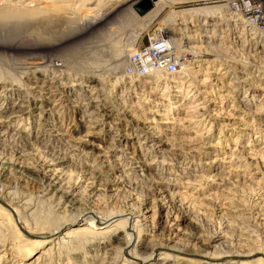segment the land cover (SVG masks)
<instances>
[{"label":"rangeland","instance_id":"374dc122","mask_svg":"<svg viewBox=\"0 0 264 264\" xmlns=\"http://www.w3.org/2000/svg\"><path fill=\"white\" fill-rule=\"evenodd\" d=\"M3 1L0 0V75H3L4 78L6 77V86L12 88L13 79H21V89L24 90L21 92L23 94L22 97H25V101L31 103L35 97L33 96V90L28 91L27 85L33 86V83H27V79L20 78V75L28 76L35 69H41V71H45L41 72V74L47 73L50 76L42 75V77L40 76V80L50 83L55 78L54 81L56 83L52 85L53 88L51 90H57L56 94H58L55 103L57 106L54 112L48 111L51 106L44 104L42 106L44 112L38 115L34 114L28 122L26 121L20 125L16 123L14 126L6 125L8 129L4 128L3 130V132L8 130L7 134L4 133L6 137L10 136L13 130L22 129L28 132L30 129V133H35L40 127V129L46 130L43 131L44 135H59L51 139L52 144L48 147L49 150H55L56 153H61L62 155L69 153L67 152L68 150H84L81 154L83 158L88 156L84 157L87 150H96L92 156L87 157L86 161L90 166L105 173L108 172L106 168L108 165L105 163L106 159L98 155L101 150H108L111 156H115L114 150H166V153H168L166 155L165 153H154L155 155L148 157L147 152L143 153V155H146L143 156L144 162L150 164L153 168L155 167L152 171H145L144 173H152L156 178L161 177L158 180H164V183H166L167 193L165 195H169L170 198L172 196V199L176 200V206L179 210L182 207L183 210L180 212L184 213L186 217L175 227L178 230L180 229L177 233L178 239L183 238L186 234L196 233L200 230L210 233L216 231L221 236V239L212 243L207 248V251L202 253L201 258L186 257L187 261L192 262V264H228V262H235L237 259L213 261L204 257H213V253L219 256L222 252H233L236 255L247 256L242 261L251 262L252 264L259 259H263V263L261 264H264V257L259 254L260 250L261 253L264 252V223L262 224L264 216L259 213V209H264V169H260L261 171L255 169L257 165L253 162L264 154V34L261 35V30L264 31V26L259 27L260 30H257V32L255 31L258 38L252 36L254 31H250V27L248 31L247 27L244 28L246 18L248 20L251 17L246 13L245 7L241 6L242 3L240 1H236L238 2L236 3L234 0L207 3L209 5L213 4L212 6L229 3L230 5L224 6L227 9V11L225 9L224 13L230 14L229 18H232L234 21H231V23L217 20L216 22L219 21L217 25L221 27L215 29L216 36L213 39H206V42L202 43L194 40L192 44L186 45L180 51L177 43L174 42V44L172 42L173 52L175 51L173 59L178 69L180 67L181 71L184 69L182 66L184 62H180V58L186 55L192 59L191 63H186L188 70L186 68L182 71L184 74L177 72L173 75L174 79L182 82L186 81L187 84L183 85L184 87L182 88L175 89L179 85L170 83L174 87V89L170 90L172 92L170 95H174V97L175 95H180V97L175 99V101L167 100V102L160 100L159 104L156 105L155 103L154 105L157 108L155 107L152 110L157 112V115L159 113V116H153L149 112L151 109L147 104L149 103L148 100L145 101L144 99L149 96L148 98L151 97L152 100H156L157 96H164L163 93L169 90L166 85L167 81L163 80L164 78L162 80L158 78L157 85H154L143 79L133 80V78L131 79L126 75L129 72L132 73L129 67H132V63L136 60L135 58L139 56L140 48L148 45L153 37L152 33L158 31L160 26L165 21L167 22L168 17L175 19L178 15H181V11L184 13L195 11L197 8L205 6L203 4L204 0H181L182 3L179 4H175L177 0H151L153 4L162 3L165 6L162 7L164 11L150 24L149 28L143 30L140 36H137V33H140V31L131 30L127 32L124 29L128 24L125 14H127V7L133 6V10H135L134 14H138L141 18L142 14L136 10L135 5L143 0H137L133 3L125 1L123 6L126 7V10H122L125 12L120 15L115 13V16L112 11L103 17L99 15L100 17H97V21L102 25L106 24V26H100L99 28L105 29L107 26L109 27L104 31L99 29L104 33L97 31V34L94 32L97 30V27L90 26L87 18L81 19L80 14H82L84 8H96L94 5H97V3L103 5L108 3L109 0H98L97 2L96 0H68L70 2L66 0V3L72 7L73 11L79 8L83 9L78 12L79 17L76 18L79 22L75 19H71L70 21L68 18H64L76 16L72 14L61 17L59 15H56L57 17L55 15L47 17L46 13H44L45 16H43V13L35 5L37 3H32L31 0H28L29 2L27 0H7V3L6 1L2 3ZM94 1L96 3L92 4V6L90 3ZM252 3L259 4L258 1H253ZM24 5L30 8L26 7V11H23L25 10ZM32 6L33 8H31ZM74 6L78 7L75 8ZM99 8L101 6H98L94 12H98ZM152 10L150 9L148 13ZM239 10L243 11L242 15ZM255 10L257 14L260 12L259 8ZM153 12H161L158 5H156ZM147 14L145 13L144 17ZM110 17L114 21H111ZM239 18L245 20L241 21ZM72 21L76 22L73 23ZM117 22L120 23L117 24ZM109 23H111L113 29H111L112 27H110ZM258 24L262 25L263 20H258ZM90 27L94 28L91 32ZM191 29L192 31H196L195 28ZM209 31H212V28H208V31L204 35L213 36ZM179 33L183 35V31H179ZM182 35L178 38L183 39L185 35ZM187 35H190L193 39L199 38L195 32H190ZM187 35L185 40L188 38ZM252 38L255 40L251 41ZM221 41L224 42L222 46H220ZM191 46L194 49L202 47V52L195 50V53L199 52L200 54H184V51L190 52L188 50H190ZM32 52L48 53L50 58L49 64L43 67L36 66L32 68L15 65L17 55ZM123 69H125V73L121 71ZM139 71L142 72V68H139ZM185 74L188 75L186 80L179 78L184 77ZM70 79H75L77 83L89 81L93 88L87 89L66 85L67 82H74ZM238 82L239 84L236 86ZM86 84L88 85L89 83H83V85ZM189 87L191 88L189 89ZM194 87H197L199 91L193 103L188 101L189 98H186V94L187 91H190ZM79 88L81 89L80 93L77 91ZM85 90L93 91L88 96L86 93H83ZM178 90L184 92H176ZM1 92L2 90H0V96L3 95ZM138 94H144L141 101L138 99L140 97ZM35 95L40 98L39 94L36 93ZM172 102L178 103L173 104ZM38 103L40 102L38 101ZM65 104L68 106L66 105L65 107ZM179 105L180 107L177 108ZM172 108H174L176 115H168L166 119L162 117V115H167L169 109ZM146 113L147 115L149 114L150 120L154 121L153 124H146L145 121L147 120L144 116ZM199 116H203L202 118L207 121L200 124L196 123L195 120L201 118ZM167 121L170 123L161 124ZM23 126L25 127L23 128ZM142 127H147L148 130L141 131ZM72 139L73 141H71ZM161 140L166 142V144L158 149L157 146L161 145L159 142ZM0 144V150H15L17 148L14 145H9V143L3 144L2 141H0ZM201 146H203L204 157H200L197 153H194V156L199 157L198 161H200L197 166L195 164L196 159L190 157L192 162L190 163L188 160L190 164L186 166L183 162L186 161V157L188 156H184L183 153H177L180 155V158L172 160L171 153H169V150H190L193 148L198 150L197 148ZM16 150L19 149L17 148ZM31 157L33 158V156ZM35 158L36 160L39 159L38 157ZM115 159L117 158L112 157L111 160L114 161ZM73 162L77 163V161ZM210 162L213 165L217 164L214 169L210 170L208 169V165H205V163L209 164ZM241 163L253 165L250 169L251 173L245 174V168L239 167ZM222 166L223 168H219ZM65 171L67 170L65 169ZM71 172L67 173V175L70 174L72 182H76L78 173L72 170ZM181 172L196 175L195 178H198V180L200 175H204L210 179L208 181L202 180L206 183L204 190L199 186L197 187V182L195 181H191L192 184L186 186L188 180L183 177L181 178ZM120 174L121 171L117 172L116 176ZM217 174L223 175L226 178L227 184L224 185L225 187L233 188V191L245 193V195L253 193L256 196V203L251 202L250 207L245 209L246 207L237 204L239 202L235 201V198L234 202L230 201V196L232 195H226L227 190L221 186L223 183ZM238 174L240 175L239 178H237ZM56 175L63 177L64 174L57 172ZM79 181L77 185L80 183ZM15 184L17 186L11 190L16 195L14 197L23 198L26 196L24 202H28V205H31L30 207L34 210H31L28 214L21 210L24 224L35 220L37 222L43 221L45 218L50 219L52 224L56 223L57 220L55 219L56 216L53 215V209L49 208L51 202L54 200L43 204L39 198V194L41 195L40 185L36 183L27 184L22 178H16ZM82 184L83 182L79 186ZM148 185H144V189H133L135 186L131 188L136 198L147 201L146 204L144 202L141 203V201L139 202L140 210L146 213L145 215L148 216V219L144 220V218H141L142 214L138 215L141 221L140 224L145 225L146 228L149 226L151 216L154 214L153 212L156 213L158 211L157 207L160 205L156 199L157 194L149 192L150 187ZM53 193L48 197L52 196ZM106 194L108 200L104 199L107 202L99 198V196H95L91 200L94 202L92 206L94 205L96 209L101 211L112 210V208L116 207L117 209L138 212L137 208L139 205L137 202L131 201L122 189H113V192ZM110 196L112 197L110 198ZM184 197L187 199H184ZM226 197L229 198L224 200ZM193 201L202 205V210L199 211L198 204L195 205L192 203ZM252 205L255 206L252 207ZM167 211V205H165V210L156 213L158 214L156 220L160 223L159 232L157 230H153L152 233L145 231L140 235V239L138 238L134 241H142V244L149 247L155 244L175 247V241L171 242L161 234V230L165 227ZM59 212H63V210L60 209ZM38 219L42 220L38 221ZM149 229L151 230V228ZM66 231L64 230L63 233ZM144 251L149 252V250ZM156 253L160 255H175L166 250H160ZM66 257L68 259L71 257L70 264H75L73 260L77 256L71 253V255L68 254ZM67 258L64 261L65 263L67 262ZM152 263L154 264L155 261Z\"/></svg>","mask_w":264,"mask_h":264},{"label":"bare ground","instance_id":"6f19581e","mask_svg":"<svg viewBox=\"0 0 264 264\" xmlns=\"http://www.w3.org/2000/svg\"><path fill=\"white\" fill-rule=\"evenodd\" d=\"M5 1L6 3L8 2L7 0H4L2 3H4ZM67 1L66 0H38V1L31 0L32 3H35V2L37 3L35 5L37 6V9H39L43 13L42 14L43 16H45L44 13H46L47 17L52 16V15H55V16L59 15V17H61L63 15L65 16L68 14H72L76 16L73 17L71 15L72 17H64V18L66 19L68 18V20L70 21L71 19L76 20V18L79 17L78 12H80L83 9L79 8L78 10L73 11L72 7L66 3ZM97 1L98 0H96V2ZM125 1L127 2L131 1L130 3H133L137 0H109L108 3L103 4L104 6L101 4L99 5V3H97V5H94L96 6V8L98 6H101L98 12H94V10L96 9L95 7L94 9L91 7L89 8L87 6L88 8L86 9L84 8L82 14H80L81 19L86 17L90 23V26L92 25L95 28L97 27V30H95L94 32L96 34L98 33L97 31H100L102 33L109 26H107L105 29L99 28L100 26H106V24L105 25L100 24V22L97 21V17L99 15L103 17L104 15H106L107 13L111 11L114 14L117 13V15L124 13L125 11L123 12L122 10H126L125 9L126 7L123 6ZM204 1L205 2L203 4H205V6H201V8H197L195 11H192L189 13H184L183 11H181L180 12L181 15H178L175 19L168 17L167 22L165 21L164 24L160 26L158 31H154L152 33L153 37L151 38V41L148 43V45L143 46L144 48H140L139 53H141L142 50L146 51L144 54L141 55L143 59V63L141 59H138L139 57L138 56L135 58L136 59L135 62L132 63V67H129L132 73L129 72L126 75L129 76V78L131 79L133 78V80L143 79V80L148 81V83L151 82V84H154V85H157L158 78L159 79L161 78V80L162 78H164L163 80L167 81L166 85L169 90L163 93L164 96L162 97L157 96L156 100L154 99L152 100L151 97L148 98L149 96L144 99L145 101L148 100L149 103L147 104L149 105V108L151 109V111L149 112L153 116H159V113L157 115V112L152 110L156 107L154 105L155 103L156 105L159 104L160 100L175 101V99H178V97H180V95H177V96L175 95V97L174 95H170L172 93L170 90L174 89V87L171 86L170 83H175L179 85L175 87V89L182 88L184 87L183 85L187 84L186 81L182 82L177 79H174L173 75L177 72L184 74L182 71H184L188 66L186 65V63H191L190 61L192 59L188 58L186 55L182 57L183 59L179 57L181 60L180 62H184V64L181 63L184 69L181 71L180 69L181 67H180L179 69L177 68L174 72L167 70L168 67L172 65L173 66L176 65L173 59L175 51L173 52L174 48H173L172 42L177 43V46L180 51L181 48L183 49L184 47H186V45L192 44L194 40L202 43V42H206V39H210V38L213 39L216 36L215 29L221 27L220 25H217L219 24L218 23L219 21L216 22L217 20H223L224 22H231V21L234 22L232 18H229L231 16L230 14L224 13L226 9L224 6L228 5L229 3L222 4V5H218L216 3L218 6L216 5L212 6L213 4L212 5L207 4L211 2L226 1V0H204ZM234 1L235 2L240 1L242 3L241 6L245 7L246 13L251 17V19H248V20L247 18L246 20L242 19V20H245L246 22L244 23L246 24L244 25V28L247 27L248 28L247 31H248L250 27V31L252 32L254 31V34H252V36L258 38L255 31L257 32V30H260L259 27L264 26V0H234ZM253 1L254 2L258 1L259 4L252 3ZM96 2L94 1L93 3H90V4L92 5ZM179 3H182L181 0H177L175 4H179ZM153 5H154V9L156 5H158V8L161 10V12L154 13L153 12L154 9L152 10ZM33 6L31 8H33ZM69 6L71 7V9ZM256 6H259V7H256ZM26 7L27 6L24 5L25 10L23 11H26ZM132 7L133 6H130L129 8L127 7V10H126L127 14H125V17H126V20L128 21V24L126 25L127 26L126 28L124 27V29H126L127 32H130L131 30L136 31V32L140 31V33H137V36H140L143 33V30L146 28H149L150 24L154 22L158 18L159 15L162 14V11H164V9L162 10V7H165V6H163L162 3H158V4L152 3V7L150 8L152 11L148 13L150 9L147 10L146 12L142 14L141 18L138 14H134L135 10H133ZM257 8L260 9V12L258 14L255 12L256 11L255 9ZM239 12H241V15L243 14L242 10H239ZM145 13L146 14L148 13L146 17H144ZM109 19H111V17ZM261 19L263 20V24L259 25L258 20H261ZM111 21H114V20L111 19ZM249 21H250V24H249ZM111 23H109L110 27H112ZM118 23L120 22H117V24ZM191 28H195L196 31H192ZM208 28H212V31H209L211 34H213V36L211 37H209L207 34L204 35L206 31H208ZM92 29L94 28H91L90 32L92 31ZM99 29H102L103 31ZM111 29H113V27ZM179 31H183V35L180 34L181 32L179 33ZM213 31L214 33H212ZM190 32L197 33V36H199V38L197 37V39H193L190 35L188 36L187 34H189ZM263 34H264V31L261 30V35ZM181 35L182 36L185 35V37L187 35L188 38L186 40L188 41L186 42L185 37L183 39L180 37L181 39H179L178 37ZM253 40L255 39L252 38L251 41ZM160 42H164V43L160 44ZM164 45H166L167 48L161 49V47H163ZM222 45H224L223 41H221L220 46ZM177 46H175V48H177ZM189 49L190 50L188 51L190 52H186V51L184 52L182 51V52L184 54L186 53L193 54L195 53L194 52L195 50L202 52L201 51L202 47L200 48L197 47V49H194V47L191 46ZM155 52H157L156 55H154ZM199 52H196V53L200 54ZM150 55L153 56L154 57L153 59H155V61L161 64L160 67L163 68L164 71H166V73L165 72L163 73L164 76L162 73H160V71L155 70L156 69L155 66L153 68H150L149 63L145 62V58ZM170 56H171V59H169L168 61L166 57H170ZM179 58L177 59L179 60ZM49 62H50V58H49L48 53L32 52L28 54L17 55L15 65L32 68L36 66H41V67L47 66ZM139 65L141 66L142 71L144 69L146 70L145 75L141 76L140 74L142 73L138 72ZM121 71L125 73L124 72L125 69ZM41 72L43 73L45 71H41V69H35L28 76L20 75V78L27 79L26 80L27 83L28 82H30L31 84L33 83V86L29 84L27 85L28 91L33 90V96L35 97L33 99L34 101L31 103H29L28 101H25L24 99L25 97H22L23 94L21 92L24 90L21 89V86H22L21 79L20 80L18 78H17L18 80L13 79L12 83H13L14 88L13 87L8 88L5 82L6 77L4 78L3 75L2 76L0 75V90H2L1 94H3L0 96V135H2L0 136V141H2L3 144L9 143V145H14L15 147L19 149V150H16L17 149L16 148L15 150H0V156L2 157V158L0 157V264H64L65 263L64 261L67 258L66 256L68 254L71 255V253L72 255L77 256V258L75 259L72 257L74 259L73 261L75 262V264H153L152 263L153 261H155L154 264H192V262L187 261L188 259L186 257L190 258V257L202 256L203 255L202 253L204 251H207V248L210 247L212 243L221 239V236L219 235L218 232L215 231L213 233H210V232H205L203 230H200L192 234L191 233L186 234V236H184L183 238L178 239L179 236L177 235V233L178 231H180V229L178 230L175 227L178 226L180 224V221L184 220V218L186 217L184 213L180 212L183 210L182 207H180V210H179L178 207L176 206V200H173L172 196L170 198L169 195L167 196L165 195L167 193L166 183H164V180H158L161 177L156 178L155 175H153L152 173L150 174L144 173L145 171H148V172L152 171L155 167L153 168V166L144 162L143 156H146V155H143V153L147 152L148 157H150L151 155H155L154 153H165L166 155L168 154L166 153L167 152L166 150H135V149L134 150H128V149L114 150L115 156L109 155L108 150H101V152H99L98 155L106 159L105 163H107L108 165L106 167L108 172L105 173V172H101L98 169H95V167L93 166H90L86 161L87 157L92 156L94 152H96V150H87L84 157L87 155L88 156L85 158L81 156L84 150H78V149L68 150L67 149L68 150L67 152L69 153L63 154V155L61 153L59 154L56 153L55 150H49L48 147L51 146L52 144L51 139L59 135H50V136H48V134L44 135L43 131H46V130L40 129V127L38 128L39 125L37 126L38 130H36L35 133H30V129L28 132L20 129V130H13V133L10 136L6 137L8 130H6V132H3L4 128L8 129L6 125L14 126L16 123L20 125L26 121L28 122L34 114L38 115L44 112V109L42 108L44 104H46V106L47 105L51 106V108H49L48 111H51V112L55 111L56 106H57L55 104L56 96L58 94H56L57 90L56 91L51 90L53 88L52 85L56 83V81H54L55 78L50 83H48V81H45V80L44 82H42L40 80V76L42 77V75L43 76L44 75L50 76V75L47 73L41 74ZM187 76L188 75L185 74L184 77H179V78L182 80L184 79L186 80ZM85 78H82V79H85ZM100 78L102 79V77ZM71 81H74V82L73 83L67 82L66 85H69L71 87H83L87 89L93 88L90 85L91 82L89 81L88 82L80 81L79 83H77L75 79ZM44 83L46 84L45 86H44ZM83 83H89V84L88 85L86 84L87 85L86 86V85H83ZM238 84L239 82L236 84V86H238ZM191 87H189V89ZM80 90H81L80 88L77 90L78 93L81 92ZM194 90H196L195 93L191 95V93H193ZM92 91L93 90H87V91L85 90L83 93L84 94L86 93L89 96V94H92ZM198 91L199 89H197V87H194L190 91H187L186 98L187 99L189 98L188 101L194 103L195 101L194 99L196 98V94L198 93ZM176 92L182 93L184 91L178 90ZM36 93L39 94L40 98L42 97V99L37 97V95H35ZM142 96H144V94L140 95V97L138 98L140 101L142 100ZM18 101L20 102L18 103ZM38 101L40 103H38ZM172 103L177 104L178 102H172ZM39 104H41V106H39ZM66 105L67 104H65V107ZM178 107H180V105L177 106V108ZM171 111H173V113H171ZM167 113H168L167 115L165 116L162 115V117H165L166 119L168 115H174L175 114L174 108L169 109ZM148 115L147 113L144 115L145 119L147 120L145 121L146 124H153L154 121L150 120L151 118H149ZM199 117L201 118H198V120H195L196 123L200 124V123H205L207 121L204 118H202L203 116H199ZM168 123L170 122L167 121L161 124H168ZM24 127L25 126H23V128ZM140 130L146 131L148 130V128L142 127ZM4 137H6V139H4ZM71 141H73V139ZM159 142L161 143V145L159 147L157 146L158 149L161 148L164 144H166V142H164L163 140ZM206 144L208 145V143ZM23 147H25L26 150ZM197 149L198 150L194 148L190 150H169V153H171L172 160H178V158H180V155L177 153H181V154L183 153L184 156H188L186 157V161L183 162V164L186 166L192 162L190 157L192 159H196L197 161L195 162V164L197 166L199 165L200 161H198L199 157L194 156V153H197V155L200 157L203 156V150H202L203 146ZM31 156H33V158ZM35 157H38L39 159L36 160ZM112 157H116L117 159L112 161L111 160ZM188 160L190 163L188 162ZM73 161H77V163L75 162L76 163L75 164ZM253 162H255V164L257 165L255 169H259V170L264 169V154L261 155L258 159H256ZM205 165H208L209 167L208 169L211 170V169H214V167L217 164L213 165L210 162L209 164L205 163ZM239 167L245 168L244 173L249 174L251 173L250 169L251 167H253V165H250L249 163H246V164L241 163ZM219 168H223V166ZM65 169L67 171H65ZM78 169H80L79 173H78ZM71 170L76 171V173H78V177H76L77 179L76 182L75 181L72 182V177L70 174H68L70 176L67 175V173L71 172ZM120 171H121V174L119 176H116L117 172H120ZM128 171L130 172L128 173ZM57 172L63 173L64 174L63 177L56 175ZM217 176H219L218 178L223 183L221 186H223L227 190L226 195L227 194L232 195L230 196L231 197L230 201H233L235 198V201L239 202L237 204L238 205L240 204L241 206L246 207L245 209H248V207H250L251 202H253L254 204L256 203V200H255L256 196L253 195V193L250 195H245V193H241V192L239 193L237 191H233V188H228L224 186L227 184L226 182L227 180L226 178H224L223 175L217 174ZM182 177L188 180L186 186L191 185L192 184L191 181H195L197 182V187L199 186L203 190L206 186L205 185L206 183L203 182L202 180L208 181L210 179L208 177L206 178L204 175H200L199 180H198V178H195L196 175H192L191 173L181 172V178ZM239 177L240 175L238 174L237 178ZM16 178L18 179L22 178L23 180H25L27 184L36 183L40 185L39 189H40L41 195L39 194V198L43 202V204L45 202L54 200L53 202H51V206H49V208L53 209L52 212H53V215L56 216V218L54 217L57 220V221L55 220L56 223L52 224V221H50V219H47V218H45V220L43 219V221H39L42 219H38L39 222L35 220L31 223H26V224L23 223L24 218L22 217L23 213L21 212V210L28 214L33 209L30 207L31 205L30 206L28 205V202L26 201L24 202V200L26 199V196L23 198L14 197L16 195L11 190L15 189L14 187L17 186V184H15ZM78 181L80 183L83 182V184L81 186H79L80 183L77 185ZM139 183L140 185L138 186ZM147 184H149L148 187H150L149 192L151 191V192H154L153 194H157L156 199L160 203V205L157 207L158 211L156 213L160 212L161 210H165V205H167L168 211L165 216V227H163V229L161 230V234H163L165 238L170 240L171 242L175 241L176 243L175 247H168L167 245L165 246V245H159V244L158 245L155 244L154 246L149 247V246H145L144 244H142V241L135 242L138 238L140 239L141 237L140 235L145 231L152 233L153 230H157L158 232L160 230V227H159L160 223L156 220L158 214H156L155 212H153L154 214L151 216V221L149 222V226L147 228L145 227V225L140 224L141 221L139 220L140 218L138 215L142 214L141 218H144V220L148 219V216H146L145 215L146 213L140 210L139 201H141V203L144 202V204H146L147 201L140 200L141 198L140 199L136 198L134 193H132L131 188L132 186H135L133 189H136V188L144 189L145 187L144 185H147ZM113 189H116V190L122 189L128 195V198L131 201L137 202V204L139 205V207L137 208L138 212L137 211L134 212V210L129 211V210L117 209L116 207L112 208V210H108V211L102 210L101 211V210L96 209L94 205L92 206L94 202L91 200L94 199L95 196H99V198H102L105 202H107L108 199L106 197L107 196L106 193L113 192ZM81 190L83 191L80 193ZM52 193L53 195L48 197ZM111 197L112 196H110V198ZM104 198H106L107 200ZM228 198L226 197L224 198V200ZM184 199H187V198L184 197ZM192 203H194L195 205L198 204L199 206L198 210L199 211L202 210L203 206L200 205L198 202L193 201ZM247 204H249V206H247ZM254 206L252 205V207ZM60 209H62L63 212H59ZM259 213L264 216V209H261V210L259 209ZM263 221H262V224L264 223ZM149 228H151V230ZM64 230H67V231L63 233ZM144 250H149V252L147 253ZM160 250H166L167 252L169 251V253L171 252L172 254H175V255L173 256L171 254H161V255L157 254L156 252ZM259 254H261L264 257V252L261 253V250ZM79 258L80 260H78ZM204 258H209L210 260H213V261L237 259V261L228 262V264H251V262L242 261V259L247 258V256L245 257L244 255H236L233 252H224V253L222 252L219 254V256H216V253H213V257L210 256V257H204ZM70 259L67 258V262L65 264H70ZM261 263H263V259H259L258 261L252 264H261Z\"/></svg>","mask_w":264,"mask_h":264},{"label":"built area","instance_id":"2783aa9c","mask_svg":"<svg viewBox=\"0 0 264 264\" xmlns=\"http://www.w3.org/2000/svg\"><path fill=\"white\" fill-rule=\"evenodd\" d=\"M163 43H164V42H160V44H163ZM166 48H167L166 45H164L163 47H161V49H166ZM145 52H146L145 50H144V51L142 50V52L139 54V57H138V59H141L142 63H143V59H142L141 55L144 54ZM156 54H157V52H155L154 55H156ZM145 55H147V54H145ZM153 58H154V57L150 55V56H148V57L145 58V62H146V63H149V67H150V68H153L154 66H156V69H155V70L160 71V73H162V74H163L164 72L166 73V71H164L163 68L160 67L161 64H159V63H158L157 61H155V59H153ZM166 58H167L168 61H169V59H171V56H170V57H166ZM139 68H141L140 65H139ZM161 69H162V70H161ZM176 69H177V66H176V65H175V66L172 65V66H170V67L167 68V70H168V71H171V72H174ZM145 71H146L145 69H144L142 72L139 71V72L142 73V74H140V75H141V76H142V75H145Z\"/></svg>","mask_w":264,"mask_h":264},{"label":"water","instance_id":"95a60500","mask_svg":"<svg viewBox=\"0 0 264 264\" xmlns=\"http://www.w3.org/2000/svg\"><path fill=\"white\" fill-rule=\"evenodd\" d=\"M152 7V2L150 0H143L135 5V8L139 13L143 14Z\"/></svg>","mask_w":264,"mask_h":264}]
</instances>
